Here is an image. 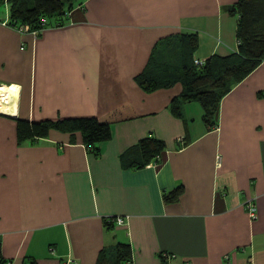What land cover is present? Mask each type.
Listing matches in <instances>:
<instances>
[{
  "label": "crops",
  "instance_id": "0c3cea01",
  "mask_svg": "<svg viewBox=\"0 0 264 264\" xmlns=\"http://www.w3.org/2000/svg\"><path fill=\"white\" fill-rule=\"evenodd\" d=\"M235 1L74 0L61 24H0L5 264H95L117 242L130 245L129 264H264V59L222 96L211 129L197 101L171 112L181 81L152 91L136 81L169 36L195 34L194 59L235 52L237 17L225 10ZM125 103L135 115L110 125L97 156L78 131L17 139V119L96 116ZM148 135L164 149L130 166Z\"/></svg>",
  "mask_w": 264,
  "mask_h": 264
},
{
  "label": "trees",
  "instance_id": "16d2710c",
  "mask_svg": "<svg viewBox=\"0 0 264 264\" xmlns=\"http://www.w3.org/2000/svg\"><path fill=\"white\" fill-rule=\"evenodd\" d=\"M72 4L70 0H0V7L7 6L5 19L8 25H28L29 30L33 31L61 24ZM225 10L237 17L235 52L225 56L211 55L197 65L193 57L198 44L197 36L177 34L156 43L144 70L136 76L139 86L147 91L181 81L183 88L179 95L171 99V112L180 116L182 103L197 101L202 107V120L207 129L216 125L222 96L264 59V0H236ZM44 19L46 21L43 23ZM134 115L132 106L125 103L96 116L42 121L17 119L16 135L18 141H24L46 137L50 129L78 131L86 150L97 156L99 143L111 137L110 125ZM135 147L140 153V160L131 161L129 165L142 167L154 160L165 145L163 141L148 135L139 139ZM182 192L183 186L180 184L164 192L163 199L165 202L176 201ZM130 261V245L117 242L103 247L95 264H129ZM0 264H5L1 258Z\"/></svg>",
  "mask_w": 264,
  "mask_h": 264
},
{
  "label": "built area",
  "instance_id": "2783aa9c",
  "mask_svg": "<svg viewBox=\"0 0 264 264\" xmlns=\"http://www.w3.org/2000/svg\"><path fill=\"white\" fill-rule=\"evenodd\" d=\"M46 21V19H44L43 20V23ZM0 24L1 25H8V22H7V19H4V20H1L0 21ZM13 27H15V28H17V29H19V30H28L29 28H28V25H20V26H13ZM202 61L203 60H201V59H194V63L195 64H197V65H199V64H201L202 63ZM6 101H3V104L5 103ZM248 205H251V203H249ZM252 214H254V213H252ZM114 223H116V224H119V225H123L124 223H125V219H124V217H122V216H117V217H115L114 218Z\"/></svg>",
  "mask_w": 264,
  "mask_h": 264
},
{
  "label": "bare ground",
  "instance_id": "6f19581e",
  "mask_svg": "<svg viewBox=\"0 0 264 264\" xmlns=\"http://www.w3.org/2000/svg\"><path fill=\"white\" fill-rule=\"evenodd\" d=\"M7 89L5 86H0V110L6 111V104H3V101H7V96H6Z\"/></svg>",
  "mask_w": 264,
  "mask_h": 264
},
{
  "label": "rangeland",
  "instance_id": "374dc122",
  "mask_svg": "<svg viewBox=\"0 0 264 264\" xmlns=\"http://www.w3.org/2000/svg\"><path fill=\"white\" fill-rule=\"evenodd\" d=\"M71 2L73 1L74 2V0H70ZM5 11H7V6L6 5H4V6H1L0 7V13H4Z\"/></svg>",
  "mask_w": 264,
  "mask_h": 264
}]
</instances>
